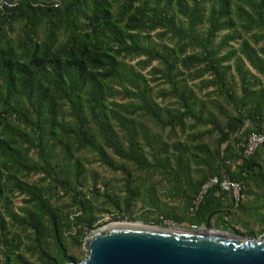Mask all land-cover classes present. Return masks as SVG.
<instances>
[{
  "label": "trees",
  "instance_id": "1",
  "mask_svg": "<svg viewBox=\"0 0 264 264\" xmlns=\"http://www.w3.org/2000/svg\"><path fill=\"white\" fill-rule=\"evenodd\" d=\"M6 1L0 264L79 262L70 248L99 227L95 197L113 222L199 228L214 214L217 229L264 232V143L242 153L264 126V0ZM84 152L124 176L120 199L96 175L82 191ZM213 177L238 183L239 200L213 186L193 206ZM137 202L157 217L129 215Z\"/></svg>",
  "mask_w": 264,
  "mask_h": 264
},
{
  "label": "water",
  "instance_id": "2",
  "mask_svg": "<svg viewBox=\"0 0 264 264\" xmlns=\"http://www.w3.org/2000/svg\"><path fill=\"white\" fill-rule=\"evenodd\" d=\"M213 215L196 229L110 222L91 230L83 258L68 264H264V233L243 237L217 229Z\"/></svg>",
  "mask_w": 264,
  "mask_h": 264
},
{
  "label": "rangeland",
  "instance_id": "3",
  "mask_svg": "<svg viewBox=\"0 0 264 264\" xmlns=\"http://www.w3.org/2000/svg\"><path fill=\"white\" fill-rule=\"evenodd\" d=\"M136 60L132 61V63H135ZM148 71V69H146L145 71H143V73H146ZM193 84H196V82H192ZM153 85V84H151ZM201 96V95H200ZM157 102H159V100H157ZM212 144V143H211ZM31 155V154H30ZM81 158H82V162L84 164V167L87 170V174H86V181H85V187L82 189L83 192L86 191L87 188H89L90 183H91V176L92 175H96L98 177L99 183H105L107 188V192L109 193V195H111L112 197H118L119 199L123 196V181H124V176L120 173V172H113L107 168H105L104 166L100 165L98 162L95 161V157L93 156V154H90L88 152H84L81 154ZM131 169V166H129ZM39 175H30L29 176V181L33 182L37 179H39ZM103 187V186H101ZM100 192H102V190L100 189ZM165 190H159V198L162 202H164V204L167 205L168 208H171L172 206H179V201L178 200H167L163 197H161L162 195L165 194ZM15 197H10V200L12 201V207L15 208L17 206L21 205V197H18L16 195H14ZM56 202L57 204H64L65 202L67 203V199L64 198L63 196H60L58 198H56ZM93 205L94 208L97 210V225L103 226L105 224H108L111 221V217L114 216L117 213V210L114 208L113 205H111V203L109 201H106L103 197H95V199L93 200ZM146 210L143 206V204L141 202H137L131 209V212L129 213V215H132L136 218L139 219V217L146 215ZM147 217L150 218V220H153L157 217V214H147ZM126 221V220H124ZM131 222V221H130ZM133 222H142L141 220H137V221H133ZM143 224H148V223H144ZM166 226L172 227V228H183V229H190L191 227H189L188 224H184L182 226L180 225H176L175 223H173L171 220H166L165 222ZM151 225V224H149ZM213 226V225H212ZM236 229H238L240 232H244L245 229L241 228V226H237L235 227ZM249 228L253 229L254 232L259 231V226L254 225L252 223L249 224ZM264 233V232H263ZM262 233V234H263ZM261 235V234H260ZM260 235H256V237L260 236ZM70 253L72 256L81 259L84 256V250L82 248V245H80V247H76L73 246L70 248Z\"/></svg>",
  "mask_w": 264,
  "mask_h": 264
},
{
  "label": "built area",
  "instance_id": "4",
  "mask_svg": "<svg viewBox=\"0 0 264 264\" xmlns=\"http://www.w3.org/2000/svg\"><path fill=\"white\" fill-rule=\"evenodd\" d=\"M12 6H13L12 2L10 3L6 0H0V8L12 7ZM263 143H264V126H262L259 131H252L248 134L245 143L242 145L243 156L244 157L251 156ZM213 186H218L221 191L228 192L231 195V198L234 202H237L239 200L241 186L238 183H235L227 179L219 180L218 178L213 177L202 185L198 195L195 197L192 203L193 206H197L202 200V197L206 193V191ZM196 228L197 227L192 226L190 229H196Z\"/></svg>",
  "mask_w": 264,
  "mask_h": 264
}]
</instances>
